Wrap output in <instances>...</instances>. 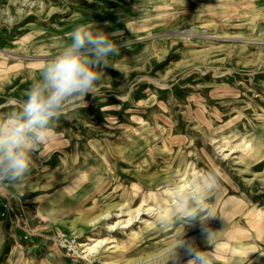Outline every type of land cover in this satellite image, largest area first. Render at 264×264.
<instances>
[{
    "label": "rangeland",
    "instance_id": "rangeland-1",
    "mask_svg": "<svg viewBox=\"0 0 264 264\" xmlns=\"http://www.w3.org/2000/svg\"><path fill=\"white\" fill-rule=\"evenodd\" d=\"M78 24L117 49L2 184L0 264H174L184 226L162 211L209 172L208 245L198 219L186 236L213 264H264V0H0V119Z\"/></svg>",
    "mask_w": 264,
    "mask_h": 264
},
{
    "label": "clouds",
    "instance_id": "clouds-1",
    "mask_svg": "<svg viewBox=\"0 0 264 264\" xmlns=\"http://www.w3.org/2000/svg\"><path fill=\"white\" fill-rule=\"evenodd\" d=\"M68 35L69 39L39 70L16 108L0 119V184L24 179L31 168V152L48 139L51 122L60 115L64 102L90 92L100 79V66H109L117 49L112 35L102 28L78 24ZM219 187L218 178L211 172L187 188L176 187L174 203L162 211L161 224L175 221L184 227L168 253V261L175 264L187 255L185 264H213L208 247H201L196 237L186 236L185 226L198 219L201 238L208 245L212 230L209 217L204 215L206 199Z\"/></svg>",
    "mask_w": 264,
    "mask_h": 264
},
{
    "label": "bare ground",
    "instance_id": "bare-ground-1",
    "mask_svg": "<svg viewBox=\"0 0 264 264\" xmlns=\"http://www.w3.org/2000/svg\"><path fill=\"white\" fill-rule=\"evenodd\" d=\"M90 171V170H89ZM88 176H90V174L88 173V172H86V171H82L81 173H79V174H77L76 175V177H75V181L76 180H80V181H85V180H87V177ZM92 240V239H91ZM104 240V239H103ZM102 240V241H103ZM102 241H100V243L102 242ZM97 248V246H88V250H91L90 252H93V251H95V249ZM144 261V259L143 260H137V261H134V262H132V263H130V264H141L142 262Z\"/></svg>",
    "mask_w": 264,
    "mask_h": 264
},
{
    "label": "built area",
    "instance_id": "built-area-1",
    "mask_svg": "<svg viewBox=\"0 0 264 264\" xmlns=\"http://www.w3.org/2000/svg\"><path fill=\"white\" fill-rule=\"evenodd\" d=\"M3 195V185L2 184H0V196H2ZM25 223H27V222H25ZM27 225V224H26Z\"/></svg>",
    "mask_w": 264,
    "mask_h": 264
}]
</instances>
